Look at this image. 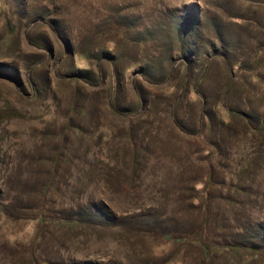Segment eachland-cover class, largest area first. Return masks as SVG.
Segmentation results:
<instances>
[{"label":"trees","instance_id":"1","mask_svg":"<svg viewBox=\"0 0 264 264\" xmlns=\"http://www.w3.org/2000/svg\"><path fill=\"white\" fill-rule=\"evenodd\" d=\"M52 1L42 0L37 5L47 9ZM28 5L18 0L13 3L16 16L5 14L9 28L6 38L18 32L19 7ZM238 6L235 12L213 13L215 39H209L203 48L196 38L203 39L204 34L195 29L202 24V9L191 23L178 20L179 43L172 38L171 43L164 44L155 31L141 38L130 37V30H139L134 21L110 15L101 22V10L92 6L86 17L88 25L78 28L87 37L79 52L89 61L96 57L97 44H102L103 56L112 52V58L105 59L111 66L110 99L105 105L120 121L125 112L118 97L125 90L131 67L122 64L121 48L130 43L157 42L152 54H147L152 61L141 66L140 76L133 80L141 110L118 136L104 130H84L70 117L66 121L70 144L45 145L43 156H35L32 151L24 154L22 148L7 149L8 144L0 137V229L19 220L36 221L37 234L42 238L48 226L75 236L80 232L84 235L92 224L107 227L116 219V212L104 199L86 192L81 196L80 188L86 184L92 187L97 180L96 170L109 182L117 177V168L124 162L126 170L133 172V179L140 183L139 194L133 197L154 193L166 204L164 217L149 216L154 227H143L139 234L158 238L177 252H196L203 264H214L220 255L264 249V242L260 243L264 240L258 234L244 236L245 224L239 213L253 197L258 202L264 200V0H239ZM38 19H45L70 42L67 30L57 19H46L38 13L31 19L35 22L33 29L42 24ZM137 32L143 35L141 30ZM31 42L38 48L48 47L32 36ZM177 59L181 60L175 65ZM214 64L219 65L224 77L210 91L206 82ZM85 72L88 76L84 79L75 74L59 77L79 83L82 79L89 89L106 84L109 73L104 60L96 71L91 66ZM8 74L14 75L13 71ZM174 79H178L176 84ZM153 85L162 92L151 91L148 86ZM80 94L75 92L71 111L77 112L81 99V110L90 115L93 97L88 94L81 98ZM8 131L0 127V136ZM95 141L100 151H95ZM157 141L162 145L161 152V147L155 146ZM124 150L128 152L122 154ZM64 171L70 173V182L60 190L59 178H65ZM54 197H61L59 207L52 208ZM175 204L185 206L182 211L192 221L174 225L173 215L166 211L178 213ZM226 228L228 232H221ZM3 238L5 250L14 257L11 264H66L63 259L48 258L36 243Z\"/></svg>","mask_w":264,"mask_h":264},{"label":"rangeland","instance_id":"2","mask_svg":"<svg viewBox=\"0 0 264 264\" xmlns=\"http://www.w3.org/2000/svg\"><path fill=\"white\" fill-rule=\"evenodd\" d=\"M17 1L0 0V127L9 130L7 133L4 132L5 134L1 133L0 137L3 143L8 144L7 149L17 148L20 151L22 148L24 154L32 151L35 156H43L45 145L54 147L70 144L68 141L71 135L66 130V121L70 117L84 130H94L95 133L104 130L118 136L135 112L141 110L138 108L133 80L135 76H140L139 68L152 61L150 60L152 56L147 54H152L157 42H137L139 45L130 43L124 45V49L120 45L123 50L122 64L131 66L125 90L118 97V102L125 112L123 120L120 121L108 112L105 105L110 99L108 90L111 83V66L105 62V59L112 58V52L111 54L107 52L103 56L104 48L102 44H97L94 50L96 57L93 61L87 60L79 52L86 43L87 37L86 33L80 32L78 28L80 25H88L86 17L92 6L101 10V22L110 15L125 21H134V25L139 27L137 31L141 30L143 35L132 29L129 31L130 37L141 38L147 36L149 31H155L164 44L171 43L172 38L179 43L176 30L178 20L191 23L194 15L200 13L202 9V24L196 25L195 28L196 30L199 28V31L201 29L204 34L203 39L196 38L197 42L200 40L202 48L209 39H215L213 13L224 15L227 10L235 12L239 8V0H53L47 9H40L37 3L42 0H24L29 5L23 6L22 9L19 7L18 32L14 33L13 37L6 38L9 28L5 14L16 16L13 3ZM38 13L44 14L46 19L49 17L57 19L61 27L67 30L71 38L70 42L69 39L64 40L59 36L45 19H38L42 24L33 29L35 22L31 19ZM227 27L229 29V25ZM31 36L38 43L48 47H36L31 42ZM138 56L140 59H137ZM103 60L109 74L106 84H102L100 88H85L82 79L79 83L75 80H61L59 77L60 75L70 77L75 74L84 79L88 76L85 71L91 66L96 71ZM180 60L177 59L175 65ZM199 61L201 62V59ZM221 70L219 65L214 64L206 82L208 90H214L222 82L224 76ZM12 71L14 75H9L8 72ZM173 82L176 84L178 79H174ZM148 88L151 91L162 92L156 85ZM77 90L81 92V98L88 94L93 97L90 115L81 110V105L84 104L81 99L78 101L77 112L71 111L72 100ZM222 114L227 116L224 110ZM83 138L85 139L84 136ZM98 143V141L94 142L95 151L101 149ZM155 146H159V149L161 147L159 152L163 150L159 141ZM127 152L128 150H124L121 153ZM117 170V177L113 176L109 182L104 179L106 175L96 170L95 184L93 183L92 187L86 184L80 188L81 196L86 192L96 199H104L116 212V219L107 227L99 228L97 224H92L84 235L80 232L75 236L67 232H57L53 226H48L44 229L41 238L37 234L36 221L19 220L9 223L8 227L4 226L2 230L0 229V264H11L14 260L12 253L5 250L3 237L11 241L36 243L48 258H58L59 261L64 260L66 264H203L196 252L187 253L184 249L177 252L175 247L170 244L165 245L158 238L139 234V230L143 227H154L150 225L153 216L156 219L164 217L166 204L163 197L155 196L154 193L146 192L143 193V197L135 195L133 197L132 194H139L138 191L141 189L139 181L133 179L135 174L126 170L124 162L120 163ZM69 174L66 171L62 172L65 178H59L60 190L68 187ZM13 192L11 191L10 194H14ZM3 194L2 198L6 196L5 192ZM54 199L56 203L52 208L59 207L61 197ZM0 201H2L1 197ZM173 208L179 212L171 214L170 211H166V214L173 215L174 225H183L185 220L192 221L189 215L182 211L185 206L175 204ZM239 213L245 224L242 229L244 236L258 234L264 240V200L258 202L256 197H253L251 204L240 209ZM224 231L228 232V229L221 232ZM251 262L264 264L263 247L260 250H244L240 254L220 255L214 264Z\"/></svg>","mask_w":264,"mask_h":264}]
</instances>
